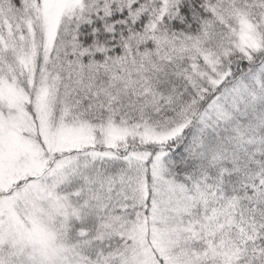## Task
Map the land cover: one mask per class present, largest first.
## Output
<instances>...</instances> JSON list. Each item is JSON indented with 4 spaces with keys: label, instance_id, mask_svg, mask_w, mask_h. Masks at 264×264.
Wrapping results in <instances>:
<instances>
[{
    "label": "snow or ice",
    "instance_id": "1",
    "mask_svg": "<svg viewBox=\"0 0 264 264\" xmlns=\"http://www.w3.org/2000/svg\"><path fill=\"white\" fill-rule=\"evenodd\" d=\"M0 264H264V0H0Z\"/></svg>",
    "mask_w": 264,
    "mask_h": 264
}]
</instances>
